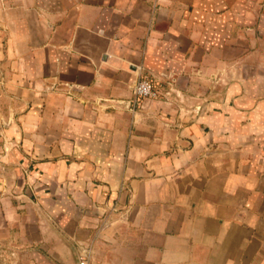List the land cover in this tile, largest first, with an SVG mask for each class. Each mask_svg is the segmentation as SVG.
Returning <instances> with one entry per match:
<instances>
[{
    "label": "crops",
    "instance_id": "0c3cea01",
    "mask_svg": "<svg viewBox=\"0 0 264 264\" xmlns=\"http://www.w3.org/2000/svg\"><path fill=\"white\" fill-rule=\"evenodd\" d=\"M0 77V264H264V0H0Z\"/></svg>",
    "mask_w": 264,
    "mask_h": 264
},
{
    "label": "rangeland",
    "instance_id": "374dc122",
    "mask_svg": "<svg viewBox=\"0 0 264 264\" xmlns=\"http://www.w3.org/2000/svg\"><path fill=\"white\" fill-rule=\"evenodd\" d=\"M14 85L9 86L0 77V129L7 126L14 113H18L17 104L21 94L16 93Z\"/></svg>",
    "mask_w": 264,
    "mask_h": 264
},
{
    "label": "built area",
    "instance_id": "2783aa9c",
    "mask_svg": "<svg viewBox=\"0 0 264 264\" xmlns=\"http://www.w3.org/2000/svg\"><path fill=\"white\" fill-rule=\"evenodd\" d=\"M158 94L155 83L152 79L142 76L136 79L132 85V95L129 100L130 107L135 109L144 98L155 97ZM80 264H86L84 258L79 261Z\"/></svg>",
    "mask_w": 264,
    "mask_h": 264
}]
</instances>
